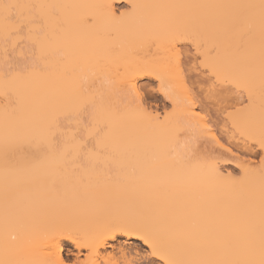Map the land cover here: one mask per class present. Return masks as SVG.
<instances>
[{
    "label": "bare ground",
    "instance_id": "obj_1",
    "mask_svg": "<svg viewBox=\"0 0 264 264\" xmlns=\"http://www.w3.org/2000/svg\"><path fill=\"white\" fill-rule=\"evenodd\" d=\"M105 2L106 0H0V4L55 5L57 7L54 10L46 7L34 11L43 15L55 14L65 21L64 31L59 35H53L50 41V47L57 55L50 57L54 67L48 76L28 79L13 85L21 96V111L17 117L8 119L0 112V148L6 136L12 138L30 130L26 124L19 122V117L30 119L35 114L37 104L43 101L45 93L58 88H70L71 81H60L55 68L61 56L69 63L87 60L88 66L103 69L108 79H131L138 86L142 78L157 80V77L135 75L137 72L155 71L172 86L176 100L175 112L167 124H160L147 116L126 115L116 129L123 166L111 174L105 172L93 175L84 185L73 186L66 183L63 186H54L50 179L38 171L6 168L0 156V246L7 244L13 250L18 248L15 258L23 261L44 258L25 242L29 234L43 231L56 234L55 241L59 248L52 253L53 259L57 256L61 259L68 258L64 255L65 241L77 249L78 254H84V257L88 255L87 245L90 243L97 245L102 257L114 255L113 250L119 251L122 243L118 242V245H115L112 242L118 241L121 237L125 238V244L129 248L134 249L136 245L133 240L141 241L142 245L143 242L139 236H127L126 231L136 226L139 221H143V227L147 229H164L178 239L198 240L205 234L237 227L238 210L251 188L255 189L258 217V176H248L243 181L233 183L226 179L227 174L231 172L225 170L226 166L223 167L220 163L218 168L224 174L223 177L210 176L206 168L188 170L173 163L171 138L172 130L177 126L189 129V134H192L190 128L196 125L197 128L194 129H197L198 136L206 137L212 148L215 146L216 152L219 151L218 154L210 151V154L218 156L223 153L218 150L219 146L212 140L213 137L226 147L230 146L217 135L212 125H207L211 132L206 131V120L210 112L207 114L203 103L198 101L200 93L198 95L196 91L199 90V85L198 90H195L192 88L191 77L172 78L170 51L167 46L161 44L159 48L155 45L149 48L146 41L154 36L164 38L177 29L192 32L209 44L220 46L219 67L224 73H231L234 71V64L244 54L237 53L227 45L229 28L227 21L240 15L255 18L254 55L258 62L259 8L206 6L258 5L260 0H136L138 4L147 7L138 9L131 20L118 26L107 20L102 9L75 7ZM124 2L127 3L128 0ZM88 11L95 12L98 17L95 27L78 22V17ZM49 32L51 33V28ZM25 34L6 39L0 21L1 56L9 58L11 52L15 51L16 55H11L19 58V54L22 56L24 50L30 49L27 52H33L31 48L33 38ZM22 38L28 40L20 43ZM6 40L13 50L9 48ZM19 44H23V47L20 48ZM9 51L11 52L8 53ZM28 53H23V59L25 56L30 57V60L33 58V53L30 56ZM1 56L0 59L3 60ZM98 58L99 64L96 63ZM6 59L3 61L9 64ZM1 64L2 62L0 77L9 68L8 66L6 68L5 62L4 66ZM116 64L121 65L118 75L115 73ZM14 66L20 67V64ZM81 75L83 73H76L77 77ZM197 103L202 105L201 108H205L204 113L207 115L196 110ZM149 110L160 113L151 106ZM160 114L163 120L162 113ZM227 119L232 126V131L230 130L228 135L230 139L228 141L232 144L237 143L239 138L236 137L237 135L241 137V131L246 134L259 133L258 111L251 116L240 113L232 117L227 116ZM242 147L245 148V145ZM230 157L228 159L231 160ZM236 160L238 161L235 163L241 169V160L244 159L239 157ZM242 174L240 170L239 175L233 176ZM118 227L124 228L125 232L109 234L112 229ZM12 236H16V240H12ZM108 248H111V251H106ZM76 259L72 260L71 264H76Z\"/></svg>",
    "mask_w": 264,
    "mask_h": 264
},
{
    "label": "snow or ice",
    "instance_id": "obj_2",
    "mask_svg": "<svg viewBox=\"0 0 264 264\" xmlns=\"http://www.w3.org/2000/svg\"><path fill=\"white\" fill-rule=\"evenodd\" d=\"M46 7L54 10L57 6L0 4V21L5 38L25 33L33 38L31 61L17 68L9 66L0 77V112L6 119L17 117L21 111V96L13 85L32 78L47 77L54 67L50 57L57 53L51 49L50 41L53 35L64 31L65 21L55 14L43 15L34 11ZM75 7L102 9L107 20L118 26L131 20L138 9L147 6L138 4L136 0H128L127 3L124 0H106L102 4ZM206 7L259 8L258 62L254 55L256 21L249 15L227 21V45L237 53L244 54L234 64L231 73H224L219 67L220 46L209 44L192 32L177 29L164 38L151 37L146 43L149 48L153 45L159 48L161 44L167 46L170 51V76H180L182 79L191 77L192 88L196 89L199 85L201 102L209 110L215 106L229 117L240 113L251 116L258 111V135L240 132L246 148V158L241 162L243 174L233 176L228 173L226 177L236 183L248 176H258V217L255 189L251 188L238 210L237 227L205 234L198 240H188L178 239L164 229H147L143 227V221H139L136 226L127 229L126 235L139 236L143 247L131 249L127 244H122L118 252L113 250L114 255L102 257L97 245L90 243L87 245V257H77L76 264H264V0H260L258 5ZM78 22L95 27L98 17L95 12L88 11L78 17ZM96 63H100L99 58ZM120 67V64L115 65L117 75ZM55 68L60 81H71V86L45 93L30 119L19 117V122L26 124L30 130L12 138L5 137L0 156L6 168L38 171L54 186L66 183L84 185L93 175L111 174L123 166L116 129L126 115L147 116L160 124H167L175 112L172 86L155 71L135 74L156 76L159 81L158 88H141L131 79H108L103 69L88 66L87 60L69 63L61 56ZM76 73L83 75L77 77ZM153 93H162L173 104V112L165 110L163 120L160 113L149 110L156 99ZM188 104L190 106L191 101ZM237 104L239 107H236ZM229 108L231 111H228ZM210 122V119L206 120L207 132H211L207 126ZM212 140L223 153L238 159L239 153L233 151L232 147H226L215 137ZM208 144L207 138L175 127L171 138L173 163L188 170L206 168L210 176L223 177L218 168L223 153L220 156L210 154V151L215 153L216 149L210 150ZM250 152L256 153V162L247 159ZM118 232H125V229L114 228L109 234ZM55 235V232L43 231L26 237L25 242L43 259L23 261L15 258L18 248L13 250L7 244L0 246V264H71V256L67 259L59 256L52 258L54 250L59 248ZM12 240H16V236H12Z\"/></svg>",
    "mask_w": 264,
    "mask_h": 264
},
{
    "label": "rangeland",
    "instance_id": "obj_3",
    "mask_svg": "<svg viewBox=\"0 0 264 264\" xmlns=\"http://www.w3.org/2000/svg\"><path fill=\"white\" fill-rule=\"evenodd\" d=\"M25 36H26V34H25ZM24 36V37H25ZM28 40L27 38H22V41L20 42V43H22L23 42V40L26 42V40ZM29 42V41H28ZM31 42V41H30ZM5 43V42H4ZM6 43H7V40H6ZM8 44V43H7ZM27 44V43H26ZM31 44H32V42H31ZM5 45V44H4ZM9 45V44H8ZM23 45V44H22ZM22 45H20L19 44V47L20 46H22ZM25 45V44H24ZM28 45H30V43L28 44ZM27 45V46H28ZM26 46V47H27ZM12 48V50L14 49L12 46H10L9 45V48ZM23 47V46H22ZM22 47H20V48H22ZM8 47H6V49H9ZM29 48V47H28ZM32 48V47H31ZM24 49V48H23ZM27 49V48H26ZM11 50V49H10ZM11 50V51H12ZM28 50H30V49H27V51ZM33 50V49H32ZM11 51H9L8 53H10ZM27 51H25L24 50V52H26V53H28ZM185 51H187V49H185ZM13 52V51H12ZM11 52V54H14V55H16V53H15V51H14V53H12ZM23 52V53H24ZM30 52V51H29ZM23 53H22V56H21V54H19V58H18V56H15V57H17V58H15L14 57V55H11L10 54V56H9V58L6 56V58L5 57H3V56H1V54H0V56L1 57H3V60H7L8 62H9V64L6 62V61H3L2 59H0L1 61H0V63L2 62V64L1 65H3V62H5V64L4 65H6V68H7V66L9 67V66H13V68L15 67L14 65H16V66H18V64H20V66L22 65V64H24L25 62H30L31 60H30V57H27L26 58V56H25V59H23L24 57V55H23ZM33 52H31V53H28V55L30 56V54H32ZM18 55V54H17ZM27 55V54H26ZM33 56V55H32ZM31 56V57H32ZM20 57L22 58V59H20ZM25 60V61H24ZM3 65V66H4ZM19 67V66H18ZM15 68H17V67H15ZM8 69V68H7ZM155 81V83H153ZM139 86L141 87V88H144V87H148V88H152V87H156V88H158L160 85H159V82L156 80V79H151V78H149V77H145V78H142V79H140L139 80ZM195 90H198L197 88L195 89ZM197 92V94L199 95V90L198 91H196ZM153 95L156 97V99L151 103V107L152 108H154V109H157V110H159V112L160 113H162V116H163V113H164V111L165 110H167L168 112H173V108H172V102L171 101H168V100H166L165 98H164V96H163V94L162 93H153ZM200 98V96H198V101L200 102L201 101V99H199ZM201 103V102H200ZM197 105H198V108L196 109L197 111H199V112H201L202 114H208V112H210L209 114H208V116H207V118L208 119H210V125H212V127H214L215 129L214 130H216L215 132L217 133V135L228 145V146H230V147H232L233 148V150L234 151H236V152H238L239 153V156H238V158L240 157V159H244L245 160V151H246V148H244V147H242L241 148V146L244 144L243 143V141L241 140L242 138L240 137V136H238L237 135V137H236V139L237 138H239L238 140L240 141H238L237 140V143L238 144H240V145H238L237 143H230L228 140H230L229 138H228V135H229V133L232 131V126H231V124L229 123V121H228V119H227V116H226V114L223 112V111H221V110H219L218 108H216L215 106L213 107V109H211L210 111H209V109H207V107H206V105L205 104H203L204 106H205V108H206V110H207V112H206V110H205V108L204 107H202L201 108V106L202 105H200L199 103H197ZM237 106H239L238 104L236 105V107ZM203 108H204V110H203ZM215 109V110H214ZM228 110H230L231 111V108H229ZM204 111L206 112V113H204ZM216 111V112H215ZM217 111H219V112H217ZM221 111V112H220ZM198 112V113H199ZM206 114V115H207ZM213 115V116H212ZM217 118V119H216ZM226 118V119H225ZM227 120V121H226ZM218 124V125H217ZM214 125V126H213ZM217 125V126H216ZM194 126V128H197V126L196 125H193ZM193 127H191L190 129H191V131L193 132H191L192 134L191 135H196L198 132H197V129H194ZM196 130V131H195ZM231 130V131H230ZM188 131H189V133H190V130L188 129ZM229 131V132H228ZM226 133H227V135H226ZM197 136H198V134H197ZM199 136H201V135H199ZM202 137H203V135H202ZM226 137V138H225ZM203 138H206V137H203ZM241 138V139H240ZM226 139H227V141H226ZM234 141H236V140H234ZM242 142V143H241ZM229 143V144H228ZM233 146H232V145ZM236 144H237V146H236ZM211 147H210V146ZM245 145V144H244ZM208 146H209V149H213L212 147V145L211 144H208ZM214 148L216 149V151H217V148L214 146ZM218 150H221V151H223L222 149H218ZM215 151V154L217 153L218 154V152H216ZM223 155H226V157H224V156H222V158H221V160H220V164L223 166V167H225L226 166V168H224L225 170H229L231 173H233V174H235V175H239V173H240V170L241 169H239L238 168V164L237 163H235V162H237L238 160H236V159H232L231 157V160L230 159H228L229 158V154L228 153H224ZM241 155V156H240ZM218 156H220V155H218ZM247 159L249 160V161H252V162H256L257 161V159H258V157H257V155H256V153L255 152H250L248 155H247ZM235 160V161H234ZM225 161V162H224ZM241 161H243V160H241ZM240 167V166H239ZM238 173V174H237ZM125 238H123V237H121V238H119L118 239V241H113L112 243L113 244H115V245H118V242L119 243H122V244H125V240H124ZM133 241H135V245H136V247H143V245H142V243H141V241H139V240H133ZM69 242H67V241H65V243H64V248H66V249H64V255L66 256V257H69V256H71L72 257V260H75L77 257L76 256H80V257H84V254H78L77 253V249H75L70 243L68 244ZM135 247V248H136ZM134 248V249H135ZM115 250H117V252H118V249H115ZM106 251H111V248H108V249H106ZM82 252L83 253H85V251L84 250H82ZM77 253V254H76Z\"/></svg>",
    "mask_w": 264,
    "mask_h": 264
}]
</instances>
